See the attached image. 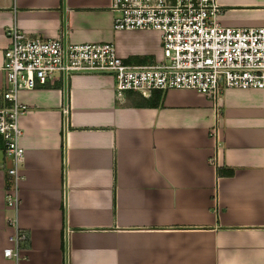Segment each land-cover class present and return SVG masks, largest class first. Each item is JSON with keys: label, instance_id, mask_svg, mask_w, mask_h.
I'll return each instance as SVG.
<instances>
[{"label": "crops", "instance_id": "obj_1", "mask_svg": "<svg viewBox=\"0 0 264 264\" xmlns=\"http://www.w3.org/2000/svg\"><path fill=\"white\" fill-rule=\"evenodd\" d=\"M218 23L264 27V0H216ZM111 0H0L6 30L109 43L128 65L160 60L158 34L114 32ZM155 60V61H157ZM18 259L0 141V264H264V90L115 97L107 76L22 90ZM213 132V133H212Z\"/></svg>", "mask_w": 264, "mask_h": 264}, {"label": "built area", "instance_id": "obj_2", "mask_svg": "<svg viewBox=\"0 0 264 264\" xmlns=\"http://www.w3.org/2000/svg\"><path fill=\"white\" fill-rule=\"evenodd\" d=\"M114 32H150L160 39L161 58L152 65H128L109 43L67 44L63 39L29 38L16 26L6 30L4 85L0 107V141L10 163L6 208L14 248L3 256L18 259L28 236L18 226V183L24 150L18 119L27 107L22 90L53 86L78 76H107L115 97L149 98L155 92L192 91L218 102L225 90H264V27L231 28L218 23L216 0H111ZM213 133V132H212Z\"/></svg>", "mask_w": 264, "mask_h": 264}, {"label": "water", "instance_id": "obj_3", "mask_svg": "<svg viewBox=\"0 0 264 264\" xmlns=\"http://www.w3.org/2000/svg\"><path fill=\"white\" fill-rule=\"evenodd\" d=\"M64 26V35H63V43H66V28H65V21L63 22ZM66 82L67 80L64 78V95L66 96Z\"/></svg>", "mask_w": 264, "mask_h": 264}, {"label": "rangeland", "instance_id": "obj_4", "mask_svg": "<svg viewBox=\"0 0 264 264\" xmlns=\"http://www.w3.org/2000/svg\"><path fill=\"white\" fill-rule=\"evenodd\" d=\"M123 32H128V31H123ZM134 32H140V31H134ZM114 47H115V46H114ZM115 49H116V48H115ZM155 60H157V59H155ZM155 60H154V62H156ZM157 61H158V60H157Z\"/></svg>", "mask_w": 264, "mask_h": 264}]
</instances>
